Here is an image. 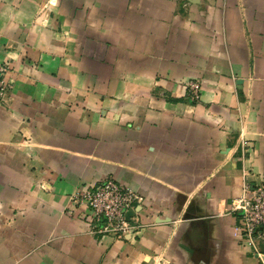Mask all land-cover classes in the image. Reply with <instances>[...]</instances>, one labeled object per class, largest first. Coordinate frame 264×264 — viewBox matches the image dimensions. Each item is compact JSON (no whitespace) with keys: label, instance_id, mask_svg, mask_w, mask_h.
I'll return each instance as SVG.
<instances>
[{"label":"crops","instance_id":"1","mask_svg":"<svg viewBox=\"0 0 264 264\" xmlns=\"http://www.w3.org/2000/svg\"><path fill=\"white\" fill-rule=\"evenodd\" d=\"M0 61V264H264L232 209L264 182V0H0ZM106 178L144 197L123 237L71 199Z\"/></svg>","mask_w":264,"mask_h":264},{"label":"built area","instance_id":"2","mask_svg":"<svg viewBox=\"0 0 264 264\" xmlns=\"http://www.w3.org/2000/svg\"><path fill=\"white\" fill-rule=\"evenodd\" d=\"M10 64L0 61V104L7 103L11 82L7 75ZM202 82L194 79L185 85L184 98L196 102L200 99ZM77 205L87 206L92 214L89 225L103 234L123 237L135 229V217L127 218V212L141 204L143 195L113 178H106L97 186L76 190L71 195ZM232 209L241 213V223L236 228L235 236L254 244L255 239L264 240V182L254 186L251 194L234 199ZM261 258L262 255H260Z\"/></svg>","mask_w":264,"mask_h":264},{"label":"water","instance_id":"3","mask_svg":"<svg viewBox=\"0 0 264 264\" xmlns=\"http://www.w3.org/2000/svg\"><path fill=\"white\" fill-rule=\"evenodd\" d=\"M137 211V208L135 209H130L128 212H127V218L128 220H131V218L135 215V212Z\"/></svg>","mask_w":264,"mask_h":264}]
</instances>
